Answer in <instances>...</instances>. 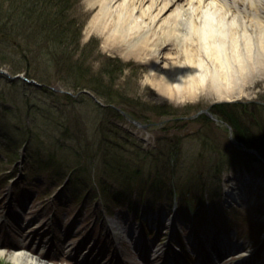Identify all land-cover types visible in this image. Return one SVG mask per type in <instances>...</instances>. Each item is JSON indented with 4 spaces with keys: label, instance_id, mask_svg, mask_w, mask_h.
Instances as JSON below:
<instances>
[{
    "label": "rangeland",
    "instance_id": "1",
    "mask_svg": "<svg viewBox=\"0 0 264 264\" xmlns=\"http://www.w3.org/2000/svg\"><path fill=\"white\" fill-rule=\"evenodd\" d=\"M69 1L68 19L82 26L80 46L71 51L69 61L60 56L54 63L39 58L46 42L41 45L28 27L22 28L21 37L14 34L7 51L2 50L6 43L0 48V69L13 75L11 69L23 70L15 81L0 75L3 249L10 252L15 243L45 259L49 245L55 244L50 250L55 253L63 244L64 254L45 260L78 264L93 249L90 258L103 253L109 259L122 250L130 263H143L132 241L123 238L116 245L108 236V221L124 230L138 219L140 235L144 212H173L178 191L177 212L184 214L186 223L192 216H201L202 221L212 216L218 231L234 230L264 246V79L248 84L241 97L231 100H218L207 91L194 99L164 98L147 81V64L105 49L103 36L89 33L95 8L88 0ZM2 2L5 8L11 3ZM8 29L9 25L0 26V43ZM169 61L162 60L161 66ZM29 74L40 75L43 81ZM131 120L148 126L143 129ZM231 120L235 131L255 144L249 149L258 151L259 157L237 143ZM154 158L160 163L152 162ZM122 162L130 172L141 169L129 185L115 170L123 169ZM232 177L246 184L250 197L241 207L223 212L218 209L224 204L219 203ZM238 187L242 189L241 183ZM16 220L24 222L23 231ZM210 222L205 227L196 221L195 227L202 231ZM148 225L144 223V237L154 246H164L171 237L167 226L159 223L162 234ZM180 231L188 230L179 225L176 232ZM181 233L179 241L184 238ZM0 264L14 263L5 254L0 255Z\"/></svg>",
    "mask_w": 264,
    "mask_h": 264
},
{
    "label": "bare ground",
    "instance_id": "2",
    "mask_svg": "<svg viewBox=\"0 0 264 264\" xmlns=\"http://www.w3.org/2000/svg\"><path fill=\"white\" fill-rule=\"evenodd\" d=\"M88 4L95 8L89 33L101 34L105 49L147 64V81L164 98L194 99L207 91L218 100H231L241 97L248 84L264 79V0H88ZM173 47L177 50L172 54ZM165 59L169 65L161 66ZM227 189L230 199H247L237 186ZM209 249L215 259L231 246L222 240ZM7 252L0 245V255L8 254L14 264H53L23 246ZM178 262L169 258L167 263Z\"/></svg>",
    "mask_w": 264,
    "mask_h": 264
},
{
    "label": "trees",
    "instance_id": "3",
    "mask_svg": "<svg viewBox=\"0 0 264 264\" xmlns=\"http://www.w3.org/2000/svg\"><path fill=\"white\" fill-rule=\"evenodd\" d=\"M10 6H4V3H0V26L7 27L9 29L3 33L5 38L4 42L0 43V48L2 43H6L4 51L8 50V47L11 45L10 39L16 38L14 34L20 33L18 36H22V28L28 27V29L35 30V36L41 40V45H44L46 42V48H44V53L39 51L41 55H38L39 58L44 57L50 61V63L58 62L59 56L63 62H67L71 59V51L76 50L80 46V38L82 32V26L78 25L75 20L68 19L69 11V0H10ZM20 27L18 30L15 27ZM78 26V28H77ZM77 29V31H76ZM22 33V34H21ZM32 33V31H31ZM48 44V47H47ZM52 47H49V45ZM61 47L60 51L58 50ZM2 53V52H1ZM6 53V52H3ZM65 53V56H63ZM9 56V55H7ZM37 56H34V59H38ZM3 61L6 60L2 57ZM2 64L0 63V66ZM11 69V68H10ZM12 73L19 74L22 71L15 67L11 69ZM28 75V74H27ZM29 78L33 76H27ZM39 82L43 81L42 76H35ZM232 126L235 128V122H232ZM237 138L243 142L248 148H255L254 143H248L245 138H243L240 132L236 129ZM117 160V159H116ZM122 161V160H121ZM155 164L160 163L158 159L154 158L153 161ZM153 163V164H154ZM123 169L115 168L118 177L122 179L125 183L130 181H135L136 178L141 173V169H135V171L130 172L129 166L126 162H122ZM116 175V174H115Z\"/></svg>",
    "mask_w": 264,
    "mask_h": 264
},
{
    "label": "water",
    "instance_id": "4",
    "mask_svg": "<svg viewBox=\"0 0 264 264\" xmlns=\"http://www.w3.org/2000/svg\"><path fill=\"white\" fill-rule=\"evenodd\" d=\"M0 74H6V75L10 76L8 72H6V71H4L2 69H0ZM15 78H17V77H15Z\"/></svg>",
    "mask_w": 264,
    "mask_h": 264
}]
</instances>
